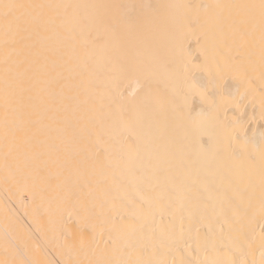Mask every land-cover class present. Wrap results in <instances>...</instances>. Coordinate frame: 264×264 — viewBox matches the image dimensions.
<instances>
[{"label": "bare ground", "instance_id": "bare-ground-1", "mask_svg": "<svg viewBox=\"0 0 264 264\" xmlns=\"http://www.w3.org/2000/svg\"><path fill=\"white\" fill-rule=\"evenodd\" d=\"M0 264H264V0H0Z\"/></svg>", "mask_w": 264, "mask_h": 264}, {"label": "snow or ice", "instance_id": "snow-or-ice-1", "mask_svg": "<svg viewBox=\"0 0 264 264\" xmlns=\"http://www.w3.org/2000/svg\"><path fill=\"white\" fill-rule=\"evenodd\" d=\"M6 7H8V6H6Z\"/></svg>", "mask_w": 264, "mask_h": 264}]
</instances>
